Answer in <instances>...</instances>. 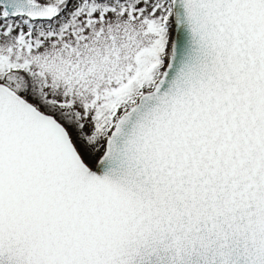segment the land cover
<instances>
[{
  "label": "snow or ice",
  "instance_id": "snow-or-ice-1",
  "mask_svg": "<svg viewBox=\"0 0 264 264\" xmlns=\"http://www.w3.org/2000/svg\"><path fill=\"white\" fill-rule=\"evenodd\" d=\"M0 264H264V0H0Z\"/></svg>",
  "mask_w": 264,
  "mask_h": 264
}]
</instances>
